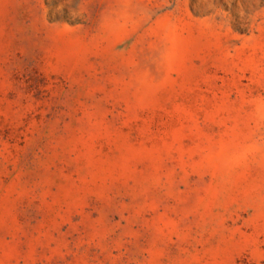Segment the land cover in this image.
Listing matches in <instances>:
<instances>
[{"label": "rangeland", "instance_id": "374dc122", "mask_svg": "<svg viewBox=\"0 0 264 264\" xmlns=\"http://www.w3.org/2000/svg\"><path fill=\"white\" fill-rule=\"evenodd\" d=\"M0 264H264V0H0Z\"/></svg>", "mask_w": 264, "mask_h": 264}]
</instances>
